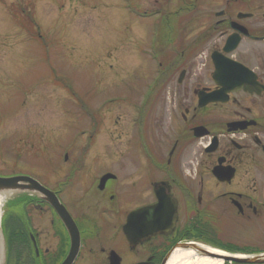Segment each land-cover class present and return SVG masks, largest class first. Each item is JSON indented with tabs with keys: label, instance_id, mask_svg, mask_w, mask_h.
<instances>
[{
	"label": "flooded vegetation",
	"instance_id": "obj_1",
	"mask_svg": "<svg viewBox=\"0 0 264 264\" xmlns=\"http://www.w3.org/2000/svg\"><path fill=\"white\" fill-rule=\"evenodd\" d=\"M144 1L123 5L137 14ZM149 2L162 30L124 34L113 60L153 83L142 98L79 104L84 144L24 175L67 215L11 201L6 264H167L176 246L217 247L235 228L252 248L238 253L264 256V0Z\"/></svg>",
	"mask_w": 264,
	"mask_h": 264
},
{
	"label": "rangeland",
	"instance_id": "obj_2",
	"mask_svg": "<svg viewBox=\"0 0 264 264\" xmlns=\"http://www.w3.org/2000/svg\"><path fill=\"white\" fill-rule=\"evenodd\" d=\"M141 3L137 15L123 0H0V177H36L40 167L57 161L61 149L84 144L78 131L89 125L79 104L142 98L153 77L140 70L124 73L113 60L124 34L162 30L147 17L149 0ZM27 20L37 22L42 38ZM11 203L2 206L6 234L11 224L6 218L19 208L16 201L18 208L11 209ZM232 231L218 238L216 248L234 254L252 250L244 230Z\"/></svg>",
	"mask_w": 264,
	"mask_h": 264
},
{
	"label": "water",
	"instance_id": "obj_3",
	"mask_svg": "<svg viewBox=\"0 0 264 264\" xmlns=\"http://www.w3.org/2000/svg\"><path fill=\"white\" fill-rule=\"evenodd\" d=\"M210 99H213L210 97ZM36 196L41 197L45 200L54 211H56L60 216L66 214L64 208L58 202L56 197L50 193L48 190L43 188L35 179L24 176H10V177H0V264H5L6 260V246H5V238L4 233L1 226V215H2V206L6 205V203H10L11 201H18L19 197L22 196ZM3 206V207H4ZM67 215V214H66ZM129 220V219H128ZM65 223V222H64ZM71 222L65 223V226L69 229ZM194 249L196 253L200 256H206L210 258L220 259L223 263H238V264H254V263H263L264 256L257 257H239L233 256L229 254L217 255L210 253L208 250H204L199 246L195 245H179L176 246L175 249ZM174 252V250H173ZM71 259L68 258L63 264H70Z\"/></svg>",
	"mask_w": 264,
	"mask_h": 264
},
{
	"label": "bare ground",
	"instance_id": "obj_4",
	"mask_svg": "<svg viewBox=\"0 0 264 264\" xmlns=\"http://www.w3.org/2000/svg\"><path fill=\"white\" fill-rule=\"evenodd\" d=\"M202 249L210 251V253L223 255L224 252L213 248L200 245ZM167 264H223L220 259L210 258L206 256H200L194 249H175L171 255Z\"/></svg>",
	"mask_w": 264,
	"mask_h": 264
},
{
	"label": "trees",
	"instance_id": "obj_5",
	"mask_svg": "<svg viewBox=\"0 0 264 264\" xmlns=\"http://www.w3.org/2000/svg\"><path fill=\"white\" fill-rule=\"evenodd\" d=\"M27 22L29 23L28 28H30V26L33 27L34 35H35L37 38H42V35H41V33H40V28H39L37 22H33V21H29V20H27ZM19 26H20V27H23L24 29H26V27H24L25 25L21 24V22L19 23ZM34 26H35V28H34ZM31 30H32V29H31Z\"/></svg>",
	"mask_w": 264,
	"mask_h": 264
}]
</instances>
